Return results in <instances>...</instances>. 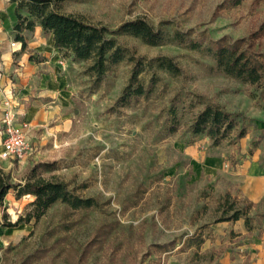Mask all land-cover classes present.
<instances>
[{"label": "rangeland", "instance_id": "1", "mask_svg": "<svg viewBox=\"0 0 264 264\" xmlns=\"http://www.w3.org/2000/svg\"><path fill=\"white\" fill-rule=\"evenodd\" d=\"M58 10L111 28L143 17L167 33L178 30L204 44L222 37L244 39L264 61V32L254 35L264 24V0L239 5L227 0H63ZM122 40L147 60L173 58L181 74L157 70L149 98L120 105L131 76L127 62L116 65L96 89L86 73L88 63L68 53L59 52L62 63H53L57 69L31 64L19 71L23 65L16 57L6 71L15 97L9 107L25 126L27 153L22 160L0 159V170L23 180L34 166L49 163L51 170L37 172L70 183L98 205L72 209L58 201L38 220L0 225V264H220V249L203 250L199 239L210 224L232 213L229 204L237 196L226 181L204 171L199 156L227 152L232 162L224 150L237 142V131L215 152L206 134L192 133V123L208 105L240 113L239 126L247 127L248 142L259 143L264 156L263 89L227 76L203 50ZM151 73L144 72L141 82L146 84ZM33 199L9 192L0 206V223L25 216ZM239 199L236 207H243L245 199Z\"/></svg>", "mask_w": 264, "mask_h": 264}, {"label": "trees", "instance_id": "2", "mask_svg": "<svg viewBox=\"0 0 264 264\" xmlns=\"http://www.w3.org/2000/svg\"><path fill=\"white\" fill-rule=\"evenodd\" d=\"M16 4L15 39L22 44V50L27 47L25 31H34L40 26L45 33L51 34L54 46L59 52L68 53L82 62H87L86 73L91 77L92 88H98L105 76L113 68L123 62L132 66L129 84L118 99V104L127 105L132 99L149 98L158 81L157 70L177 76L182 72L181 67L173 58L167 56L147 60L137 54L129 46L124 37L138 38L150 46H158L168 42L185 45L191 49L203 50L215 61L217 68L242 83L261 87L264 94V61L253 51L252 43L244 39L232 41L227 37L211 40L204 44L202 41L191 39L187 33L175 31L167 33L157 28L143 17L121 23L116 28L104 24H93L80 15L64 13L58 10L63 0H11ZM233 5H239L242 0H227ZM264 32V24L258 33ZM31 61L42 62L43 56L31 55ZM147 70L151 71L150 80L145 84L140 76ZM242 114L227 111L222 105H208L202 109L192 123V133L206 134L213 146L220 145L234 131L236 140H240L248 133L246 126H239ZM240 127V128H239ZM238 129V130H236ZM257 145L256 142H254ZM45 167L52 169L49 163L34 166L23 180H14L10 172L0 170V206L11 191L17 199L31 195L30 210L25 216H19L15 222H3L0 225L16 227L22 222L38 220L56 202L61 201L72 209L91 208L98 205L92 197H84L77 188L70 186L64 180L45 178L37 170ZM231 197L230 193L227 197ZM240 199L234 198L229 204L232 213L221 217L217 222L245 218L250 225V210L253 203L245 200L243 207H236ZM6 217V215H4ZM204 239H199V244Z\"/></svg>", "mask_w": 264, "mask_h": 264}, {"label": "crops", "instance_id": "3", "mask_svg": "<svg viewBox=\"0 0 264 264\" xmlns=\"http://www.w3.org/2000/svg\"><path fill=\"white\" fill-rule=\"evenodd\" d=\"M15 7L16 4L11 0H0V59L3 61L0 80V126L5 108L15 100L6 81V71L12 65L13 59L19 58L18 64L23 65L19 71H23L31 64L57 69L53 63H62L52 35L45 33L40 26H36L34 31L24 32L27 47L22 50L21 42L15 39L14 27L17 23ZM13 40L18 42L21 48H12ZM28 48L31 49L29 53L26 51ZM31 55L43 56L45 60L31 61L29 59ZM248 136L249 133L224 150L231 155L232 162L227 159V152L211 157L203 151L199 156L206 173L214 178H222L232 187L230 191L232 194L253 203L249 213L251 218L249 226L245 218H239L216 222L204 229L202 249L206 250L209 247L220 249L218 253L220 264H264V156L259 143L257 145L252 143L251 146L247 140ZM220 147L221 145L213 146L215 152Z\"/></svg>", "mask_w": 264, "mask_h": 264}, {"label": "built area", "instance_id": "4", "mask_svg": "<svg viewBox=\"0 0 264 264\" xmlns=\"http://www.w3.org/2000/svg\"><path fill=\"white\" fill-rule=\"evenodd\" d=\"M11 47L18 49L20 44L13 40L11 42ZM2 70L3 61L0 59V80L2 78ZM2 123L4 124V129L0 131V159H24L27 153V145L25 142V126L16 121V114L9 106H7L4 110Z\"/></svg>", "mask_w": 264, "mask_h": 264}]
</instances>
